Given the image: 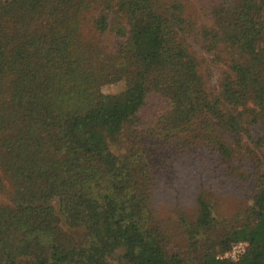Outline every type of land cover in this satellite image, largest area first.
<instances>
[{
    "label": "trees",
    "instance_id": "obj_1",
    "mask_svg": "<svg viewBox=\"0 0 264 264\" xmlns=\"http://www.w3.org/2000/svg\"><path fill=\"white\" fill-rule=\"evenodd\" d=\"M198 46L225 66L215 92ZM259 125L261 146L264 0H0V264H264L263 169L216 238L196 197L189 260L166 250L152 207L167 149L233 168ZM237 242V261L218 258Z\"/></svg>",
    "mask_w": 264,
    "mask_h": 264
},
{
    "label": "rangeland",
    "instance_id": "obj_2",
    "mask_svg": "<svg viewBox=\"0 0 264 264\" xmlns=\"http://www.w3.org/2000/svg\"><path fill=\"white\" fill-rule=\"evenodd\" d=\"M89 30V27L84 28V35L89 36ZM101 39L108 48L119 42L111 35H102ZM194 51L206 88L215 92L226 71L225 66L215 62L213 56L199 46L194 47ZM122 87L123 83L115 80L105 90L115 94ZM262 133L263 127L259 125L249 135H242L239 153L246 157V162L241 163L236 156L233 168L219 164L216 158L196 145L174 155L172 147L164 152L158 162L161 165L153 186L152 207L154 221L163 231L169 253H178L189 260L185 228H192L196 220V197L199 195L211 205L214 227L210 237L220 236L231 224L244 219L251 205L249 197L253 183L251 186L248 183L251 173L264 171V144H254ZM257 162L261 164L260 169L255 168ZM189 252L192 262L199 260L200 252Z\"/></svg>",
    "mask_w": 264,
    "mask_h": 264
},
{
    "label": "built area",
    "instance_id": "obj_3",
    "mask_svg": "<svg viewBox=\"0 0 264 264\" xmlns=\"http://www.w3.org/2000/svg\"><path fill=\"white\" fill-rule=\"evenodd\" d=\"M246 247L247 244L245 242L233 243L230 248L218 258L235 262L245 253Z\"/></svg>",
    "mask_w": 264,
    "mask_h": 264
}]
</instances>
